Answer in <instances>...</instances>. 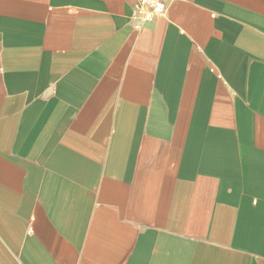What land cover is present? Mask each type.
I'll use <instances>...</instances> for the list:
<instances>
[{"label":"crops","instance_id":"obj_1","mask_svg":"<svg viewBox=\"0 0 264 264\" xmlns=\"http://www.w3.org/2000/svg\"><path fill=\"white\" fill-rule=\"evenodd\" d=\"M0 0V264H264V0Z\"/></svg>","mask_w":264,"mask_h":264},{"label":"built area","instance_id":"obj_2","mask_svg":"<svg viewBox=\"0 0 264 264\" xmlns=\"http://www.w3.org/2000/svg\"><path fill=\"white\" fill-rule=\"evenodd\" d=\"M166 0H135L131 8L130 20L141 26L166 14Z\"/></svg>","mask_w":264,"mask_h":264}]
</instances>
